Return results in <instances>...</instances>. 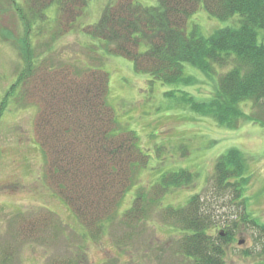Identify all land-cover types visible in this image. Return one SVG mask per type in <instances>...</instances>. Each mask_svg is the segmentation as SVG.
Instances as JSON below:
<instances>
[{
  "label": "trees",
  "instance_id": "16d2710c",
  "mask_svg": "<svg viewBox=\"0 0 264 264\" xmlns=\"http://www.w3.org/2000/svg\"><path fill=\"white\" fill-rule=\"evenodd\" d=\"M89 1L12 0L22 33L15 36L11 31V39L23 62L16 82L19 95L40 105L35 137L47 159V182L94 235L120 205L147 156L133 131L115 132L106 101V72L98 67L77 71L68 64L49 68L32 52L34 38L47 32L55 40L79 30L100 46L98 50L131 60L135 72L161 83L195 84L196 78L185 74V64L207 77L218 70L208 99L183 92V102L195 114L229 130L244 121L264 127V0H157L155 5L109 0L98 20L87 23L83 18ZM201 5L219 20L235 19L234 24L208 34L197 24L188 30L190 17ZM193 176L186 168L160 175L148 203L145 192L138 190L122 220L145 217L168 188L189 184ZM249 178L247 157L229 147L216 157L206 193L190 194L181 206L161 207L164 220L178 232L172 248L176 264H226L234 223L218 229L217 211L225 205L233 206L255 230L262 256L258 264H264V221L251 217L248 210Z\"/></svg>",
  "mask_w": 264,
  "mask_h": 264
},
{
  "label": "rangeland",
  "instance_id": "374dc122",
  "mask_svg": "<svg viewBox=\"0 0 264 264\" xmlns=\"http://www.w3.org/2000/svg\"><path fill=\"white\" fill-rule=\"evenodd\" d=\"M108 3L90 0L83 21L98 20ZM12 5V0H0V264H176L178 256L172 248L178 232L164 220L161 207L181 206L190 194L206 193L212 184L215 159L229 147L239 148L247 157L248 210L251 217L264 221V127L244 121L238 129L229 130L195 114L182 100L183 92L198 100L208 99L220 71L207 77L185 64L184 72L196 78L195 84L152 81L149 75L135 72L131 60L98 50L100 46L86 33L75 30L50 40L46 32L34 38L32 52L49 68L68 64L77 71L98 67L106 72V101L115 132L133 131L147 156L120 205L92 235L47 182V159L35 137L40 105L22 98L16 84L23 62L11 37L22 33V27ZM53 10L49 8L48 13L53 14ZM234 22L211 16L201 5L190 17L187 29L197 24L208 34ZM244 109L248 111V106ZM179 168L195 175L189 184L168 188L138 221L122 220L138 190L145 192L148 203L159 176ZM231 207L225 205L217 211L219 230L234 223L226 264H258L262 256L257 234ZM211 232L215 234V229Z\"/></svg>",
  "mask_w": 264,
  "mask_h": 264
},
{
  "label": "water",
  "instance_id": "95a60500",
  "mask_svg": "<svg viewBox=\"0 0 264 264\" xmlns=\"http://www.w3.org/2000/svg\"><path fill=\"white\" fill-rule=\"evenodd\" d=\"M238 243L240 244V243H242V241H241V240H239V241H238Z\"/></svg>",
  "mask_w": 264,
  "mask_h": 264
}]
</instances>
